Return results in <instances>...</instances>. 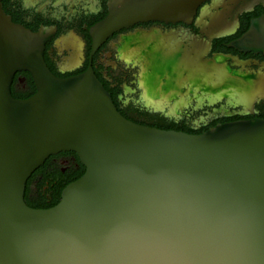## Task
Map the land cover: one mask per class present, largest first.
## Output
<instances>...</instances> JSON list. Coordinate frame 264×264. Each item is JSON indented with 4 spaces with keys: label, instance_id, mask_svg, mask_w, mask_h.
Masks as SVG:
<instances>
[{
    "label": "water",
    "instance_id": "95a60500",
    "mask_svg": "<svg viewBox=\"0 0 264 264\" xmlns=\"http://www.w3.org/2000/svg\"><path fill=\"white\" fill-rule=\"evenodd\" d=\"M203 1L109 0L87 26L91 55L136 23H190ZM56 31L14 21L0 0V264H264V118L202 133L136 122L92 65L69 77L50 69ZM230 46L264 54V14ZM18 71L33 77L30 97L12 93ZM219 75L204 78L207 93L248 99L249 82L226 65ZM62 151L84 174L58 204L30 206L28 179Z\"/></svg>",
    "mask_w": 264,
    "mask_h": 264
},
{
    "label": "flooded vegetation",
    "instance_id": "af4514ba",
    "mask_svg": "<svg viewBox=\"0 0 264 264\" xmlns=\"http://www.w3.org/2000/svg\"><path fill=\"white\" fill-rule=\"evenodd\" d=\"M1 1L14 21L34 31L57 28L45 49V60L56 75H77L92 65L118 109L138 121L151 115L202 129L213 123L263 118L264 54L240 51L230 43L253 18L264 14V0H205L190 23H136L114 33L93 55L87 26L107 14L109 0ZM227 37L233 38L219 43ZM223 65L234 73L229 78L250 83L245 92L248 99L205 91L204 78H222ZM28 72L15 74L12 93L33 91ZM147 78H161L158 89L153 90ZM171 87L173 92L166 91ZM81 164L76 152L62 151L43 166L54 176L58 169L73 175Z\"/></svg>",
    "mask_w": 264,
    "mask_h": 264
},
{
    "label": "trees",
    "instance_id": "16d2710c",
    "mask_svg": "<svg viewBox=\"0 0 264 264\" xmlns=\"http://www.w3.org/2000/svg\"><path fill=\"white\" fill-rule=\"evenodd\" d=\"M106 15V12L103 13L100 16H97L91 24H94L95 22L101 20ZM248 26L243 29L242 32H245L248 29ZM36 30V28H33ZM236 36H239L240 34ZM233 37H227V38H221L219 40V43H222L223 41H229ZM30 82L33 85V91L31 92H25V93H13V95L17 98H27L30 97L35 91V85L32 80L31 74L28 72ZM116 103L118 104L117 100ZM121 112L127 116L128 118L135 119V117L128 115L124 110L120 109ZM264 118V114L261 115ZM137 122L150 125V126H156L163 129H176V130H182L190 133H202L211 127L217 125V123H213L210 126L204 127L202 129H191L189 127H186L185 125H182L180 123H177L175 121H169L166 119H161L159 117L154 116H145L142 120H137ZM86 170V167L84 164H81V169L74 173L73 175H68L62 173L59 169L57 170V173L53 176L51 173L47 172V168L45 166H40L28 179L27 181V188L25 193V199L27 203L35 208H49L56 204H58L62 197V191L63 189L72 181L80 178ZM37 183L38 186V192L37 195H33V185Z\"/></svg>",
    "mask_w": 264,
    "mask_h": 264
},
{
    "label": "rangeland",
    "instance_id": "374dc122",
    "mask_svg": "<svg viewBox=\"0 0 264 264\" xmlns=\"http://www.w3.org/2000/svg\"><path fill=\"white\" fill-rule=\"evenodd\" d=\"M147 80H148V84H149V86H151L153 90H154V89H155V90L158 89L157 86L160 85V83H161V81H162L161 78H147ZM166 91L173 92V91H174V87H171V88H169V89L166 90ZM37 183H38V182H36V183L33 185V195H37V192H38V186H37Z\"/></svg>",
    "mask_w": 264,
    "mask_h": 264
},
{
    "label": "bare ground",
    "instance_id": "6f19581e",
    "mask_svg": "<svg viewBox=\"0 0 264 264\" xmlns=\"http://www.w3.org/2000/svg\"><path fill=\"white\" fill-rule=\"evenodd\" d=\"M153 100V99H152Z\"/></svg>",
    "mask_w": 264,
    "mask_h": 264
}]
</instances>
